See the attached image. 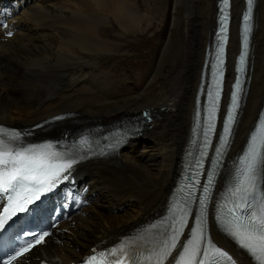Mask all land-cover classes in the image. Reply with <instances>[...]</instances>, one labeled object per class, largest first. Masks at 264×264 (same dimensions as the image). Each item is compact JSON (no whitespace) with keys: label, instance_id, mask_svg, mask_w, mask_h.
<instances>
[{"label":"bare ground","instance_id":"6f19581e","mask_svg":"<svg viewBox=\"0 0 264 264\" xmlns=\"http://www.w3.org/2000/svg\"><path fill=\"white\" fill-rule=\"evenodd\" d=\"M149 2L30 0L16 16L13 37L4 40L0 30V123L26 127L66 111H74L79 121L113 120L143 109L152 113V121L118 156L90 161V167L80 164L74 173L88 178L110 210L113 205L116 210L127 205L125 210L105 213L102 204L89 208L92 214L76 220L73 234L66 236L62 246L46 237V245L34 250L31 258L72 260L81 255V248L86 252L92 240L108 241L122 227L145 221L168 198L191 133L194 95L214 26L216 0H211L206 14V0ZM256 15L252 80L231 154L241 148L264 102V0H258ZM169 18L173 27L166 41L148 35L156 23ZM231 39L229 55L238 52ZM109 51L126 54L104 58L113 74H122L123 79L83 67ZM112 57L122 60L113 65ZM58 78L66 82L60 84ZM213 236L234 252L218 233L213 231ZM239 259L251 264L242 255Z\"/></svg>","mask_w":264,"mask_h":264},{"label":"snow or ice","instance_id":"6c2138e0","mask_svg":"<svg viewBox=\"0 0 264 264\" xmlns=\"http://www.w3.org/2000/svg\"><path fill=\"white\" fill-rule=\"evenodd\" d=\"M228 6L229 0H223V15L220 18L222 25L219 33L221 43L216 52V63L212 64L214 84L208 86V107L206 109L202 107L197 113L200 115L203 111L207 112L202 149L208 147L209 136L215 128L223 75L221 69L225 52L223 42L227 39L226 9ZM251 8L252 0H248V11L243 17L244 50L239 56L238 73L242 71L245 62ZM213 87L215 95H213ZM233 89L231 104L227 108L223 122V133L219 138L220 145L216 148L217 157L223 155L233 132L241 89L239 75ZM147 115L145 113V116ZM29 135H31L30 132L0 126V201L4 197L7 198V204L3 208V213L0 214V230L5 229L6 225L19 213H27L30 205L38 208L39 204L35 202L41 200L42 194L50 192L62 180H68L74 165L78 163L75 158L77 155L75 142L71 147L63 142L33 143L26 141ZM87 144L88 140L82 137L79 141L80 150L83 151V146ZM203 156L202 150L201 160H198L196 164L198 170L203 167ZM82 158L81 155L80 159ZM237 160L238 164L227 188L228 196L226 197L232 206L227 208L226 214L218 206L216 222L221 231L244 249L256 264H264V185L260 184V181L264 179V113L260 114L259 123L255 125V131L250 132L243 155L238 156ZM218 162L217 160V164ZM214 179L215 172L208 171L207 182L203 184V193L196 196L195 187L200 181L195 179L194 174V183L189 186L182 202H170L168 215L159 222V225L150 226V229L156 230L154 234L126 238L116 247L106 251L98 252L93 249V254L85 257L82 264H166L169 258L173 257L174 250L178 248H182V251H179L175 264H236L232 256L217 247L207 234V205ZM183 191L181 189V192ZM194 199L199 202V208L194 212L195 223L191 226L189 238L182 241L185 227L189 225V215L193 214L191 204ZM49 235L48 232L34 234L32 243L19 247L14 255L6 254L3 264H12L34 245L43 243L45 237Z\"/></svg>","mask_w":264,"mask_h":264},{"label":"rangeland","instance_id":"374dc122","mask_svg":"<svg viewBox=\"0 0 264 264\" xmlns=\"http://www.w3.org/2000/svg\"><path fill=\"white\" fill-rule=\"evenodd\" d=\"M147 1V0H146ZM150 0H148L149 2ZM170 1V0H169ZM152 4V2H149ZM209 3H212L211 0H206V5H205V10H204V13H209ZM172 14V10H171V13ZM172 18H169V21L168 20H163L162 22H158L154 25V27L151 29V31L149 32L148 31V35H153L154 38H157V40H161L164 38V40L166 41V37H168L170 35V30L171 28L173 27L172 26ZM171 21V22H170ZM157 27V28H156ZM116 28L112 27V30H115ZM170 29V30H169ZM116 33L118 30H115ZM134 33V32H133ZM146 33V32H144ZM175 33V31H174ZM177 35L175 34L173 36V38H175ZM149 37V36H148ZM156 45H154V48H155ZM147 64H143V67L144 69L146 68ZM120 77V76H119ZM148 78V77H147ZM147 78H146V81H147ZM162 80V79H161ZM144 88V87H143ZM142 88V89H143ZM140 90H137L135 93H138ZM151 153L154 154L156 157H158V153L156 150H151Z\"/></svg>","mask_w":264,"mask_h":264}]
</instances>
